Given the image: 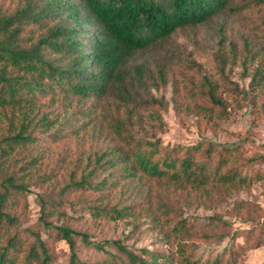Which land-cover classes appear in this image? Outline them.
<instances>
[{
    "label": "trees",
    "instance_id": "16d2710c",
    "mask_svg": "<svg viewBox=\"0 0 264 264\" xmlns=\"http://www.w3.org/2000/svg\"><path fill=\"white\" fill-rule=\"evenodd\" d=\"M210 25L220 81L200 77L178 41ZM237 62L247 87L227 73ZM169 83L175 108L188 102L206 123L229 118L226 94L264 111V0H0V264H55L61 240L69 264H252L244 257L264 246L262 207L234 201L250 227L202 262L197 240L224 239L230 222L215 214L209 222L225 231H202L184 212L264 180L263 156L248 157L241 142L165 144L148 133L146 112L158 118L169 105L154 91ZM33 187L44 189L40 217L26 225ZM66 208L146 221L175 250L138 254L114 240L121 254L101 245L102 259L84 261L76 239L87 235L49 219Z\"/></svg>",
    "mask_w": 264,
    "mask_h": 264
},
{
    "label": "rangeland",
    "instance_id": "374dc122",
    "mask_svg": "<svg viewBox=\"0 0 264 264\" xmlns=\"http://www.w3.org/2000/svg\"><path fill=\"white\" fill-rule=\"evenodd\" d=\"M236 30L239 25L234 24ZM202 28V29H201ZM198 34H189L179 38V42L186 45L191 51L192 57L201 64V75H206L212 81H220L218 65L215 57L216 40L218 38V29L214 25L199 28ZM235 30V31H236ZM231 32V31H230ZM198 35V36H197ZM235 32L233 37H236ZM227 73L230 78L237 82L240 87H247L249 77L242 75V67L239 62L232 67L229 66ZM192 72L189 77L192 76ZM158 97L163 96L169 103L167 109L161 110V116L158 118L150 117L149 111L145 116L149 120L150 129L148 133H154L166 143H184L192 144L201 139H210L222 143L241 142L245 147L246 155H262L263 161L255 165L256 168L264 170V111L253 109L251 106L237 103L228 94V102L231 111L228 119L221 123L213 120L206 123L205 118L198 115L197 112L189 110L187 103L184 102L183 110H177L172 101L173 85L169 83L166 87L154 91ZM186 101V99L184 100ZM237 104H235V103ZM238 105H241L238 107ZM208 119V117H206ZM44 189L33 187L29 194L30 210L26 216V225L34 224L40 217L41 204L38 193H43ZM250 200L264 209V180L254 181L246 185L240 191H237L228 203L217 207H187L184 215L190 220L195 221L197 228L202 231L210 230L217 233L225 231L221 226L215 227L214 222H209L208 218L212 215H219L222 219L230 222L229 236L220 239L217 236L205 240H197V249L194 252V258L202 261L211 260L220 254L225 248L232 244L231 235L238 228L248 229L249 223L234 214L233 204L238 200ZM67 215L54 214L49 217L55 224L61 225L68 223L75 230L85 233L87 241L82 236L76 239V250L79 257L91 263H96L106 254L100 249L112 251L115 254H121L117 247L111 243L114 240H120L129 250L142 254L143 249L150 251L173 252L175 247L171 245L163 235L155 232L148 222H141L136 227L129 219L110 220L100 218L91 213L80 210L66 208ZM221 225V224H220ZM231 236V237H230ZM237 243H243L242 236L236 239ZM58 259L55 264H69L70 249L68 244L61 240L57 243ZM123 256V255H122ZM247 263L264 264V246L255 249H249L244 257ZM175 264H183L176 262Z\"/></svg>",
    "mask_w": 264,
    "mask_h": 264
}]
</instances>
